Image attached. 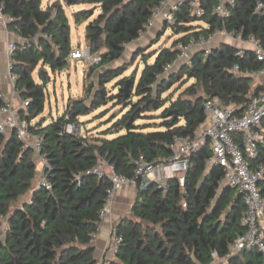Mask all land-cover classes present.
Returning <instances> with one entry per match:
<instances>
[{
  "label": "trees",
  "instance_id": "obj_1",
  "mask_svg": "<svg viewBox=\"0 0 264 264\" xmlns=\"http://www.w3.org/2000/svg\"><path fill=\"white\" fill-rule=\"evenodd\" d=\"M258 1L264 0H237L231 18L225 21L212 15L218 0H201L207 11L202 18L191 17L183 7L176 15V25L165 24L162 30L165 33L171 28L182 35L172 47L155 53L152 64L144 50L132 57L134 61L142 56L145 62L138 79L136 74L125 76L132 62L128 66L120 63L127 46L145 32L160 0L72 2L71 5L88 4L101 9L86 29L92 53L101 57L99 64L90 66L91 75L98 72V88L92 84L87 90L88 97H94L91 112L108 102L124 108L121 117L115 116L111 121L116 120L111 128L99 137L83 140L66 132L68 123H78L80 116L90 113L87 108L85 113L76 115L82 101L75 102L49 124L44 119L37 120L46 108L48 75L40 73L39 83L34 78L36 69L42 64L53 73L64 70L73 50L62 3L54 2L43 9V0H0L3 14L12 19L8 29L21 40L16 43L12 75L19 98L29 106L18 116L30 124L34 135L44 138L42 154L50 166L45 177L51 186L48 190L37 185L39 167L34 151L14 131L0 133V264L96 263L94 236L112 181L107 173L94 171L104 160L117 175L133 178L140 163L169 158L177 136L194 135L205 123L207 99H218L223 106L236 105L240 113L245 111L261 85L232 70L236 65L242 70L261 68L263 64L257 62L252 51L238 56L239 48L224 43L209 54L202 52L204 49L197 51L191 64H180L176 72H168V67L179 58L175 46L186 44L193 37H211L226 30L244 40L254 36L264 43V11L256 12ZM74 16L81 22L89 12ZM198 23H205L208 28ZM99 27L103 33L92 43L91 36ZM184 77L185 84L193 83L178 99H162ZM113 81L114 92L110 94L106 87ZM167 103L170 106L164 108ZM2 106L4 100L0 97ZM161 109L155 118L146 116ZM145 120L154 122L137 124ZM152 127L156 130L147 131ZM110 135L118 136L109 139ZM211 157L209 146L193 155L184 187L177 180L168 182L163 189L155 184L138 185L130 216L116 226L123 242L114 264H264L257 250L227 257L232 244L245 233L240 221L245 205L242 195L224 184L222 169L208 165ZM257 163H264V147ZM29 194L30 199L22 202ZM214 253L218 254V261L214 260Z\"/></svg>",
  "mask_w": 264,
  "mask_h": 264
},
{
  "label": "built area",
  "instance_id": "obj_2",
  "mask_svg": "<svg viewBox=\"0 0 264 264\" xmlns=\"http://www.w3.org/2000/svg\"><path fill=\"white\" fill-rule=\"evenodd\" d=\"M236 2L237 0H220L213 8L212 15L224 21L231 18ZM183 7H186L187 13L191 17L202 18L207 13L201 0H160L141 36L153 29L160 19L168 26L176 25V15ZM263 11L264 1H258L256 12ZM0 19L5 27L12 21L11 18L3 14L1 9ZM223 32L228 34L226 30ZM235 37L248 46V48H240L237 55L243 57L246 50L252 51L257 62L262 63L263 66L259 69L242 70L240 65H236L232 72L238 76L256 80L257 84L261 85L259 91L251 97L243 113H240V108L236 105L223 106L218 99H207L204 102L206 121L200 130L194 135L177 136L172 145L173 154L169 158L162 161L140 163L133 178L119 176L112 167L108 166L111 170L109 176L112 187L108 191L106 206L99 215L98 232L94 236V242L97 239V234L112 216L111 206L117 191L127 186L137 189L139 184L142 187L155 184L158 188L163 189L172 180H177L180 186L184 187L191 158L204 146H209L212 157L208 161V165L222 169L224 184L234 190H239L245 205V212L240 219L241 224L245 227V233L232 244L227 257L237 255L244 250H257L264 261V194L260 188L264 180V163H257L261 147H264V43L254 36H250L246 40L241 35ZM212 39V36H200L191 38L186 44L178 43L175 46L179 52L176 63L183 60L185 63L191 64L190 50L192 47L202 48L209 54ZM16 51L17 44L11 43L7 51L10 59V80L14 87V93L18 94L15 86L16 78L12 75V62ZM69 59L83 60L89 66L97 65L101 61L100 55L93 54L89 47L73 49ZM176 63L168 67V72ZM0 97L4 100L2 94ZM28 106V102L21 101L19 107L16 108L13 100H4V106L0 108V133L7 134L9 130L14 131L17 138L34 151L40 166L39 185L45 186L49 190L51 186L46 181L45 173L50 166L42 154L44 138L34 135L30 131V124L18 116V112L27 110ZM66 132L78 139L87 138L82 125L77 122L68 123ZM102 161L107 164L104 160ZM94 172L100 175L104 174L98 168ZM122 242L123 238L116 233V226L112 225L105 250L95 264H114ZM213 258L218 261V254L214 253Z\"/></svg>",
  "mask_w": 264,
  "mask_h": 264
},
{
  "label": "rangeland",
  "instance_id": "obj_3",
  "mask_svg": "<svg viewBox=\"0 0 264 264\" xmlns=\"http://www.w3.org/2000/svg\"><path fill=\"white\" fill-rule=\"evenodd\" d=\"M52 0H43L42 7L45 8L48 3ZM55 1V0H53ZM66 3V1L64 0ZM71 10H70V9ZM72 11V12H71ZM81 11L89 12L88 18H84L81 20V22H78L75 18V14ZM66 16L69 21L70 26V35H71V42H72V48H78L82 47L86 49L87 47L90 48L89 42L87 40V26L93 22L101 13V9L94 5H66ZM74 14V15H73ZM163 30V28H162ZM162 30L158 31L155 35L150 37L151 41H146L142 43V46L138 49L139 51L144 50L146 51V54L148 55L149 62H153L156 58L155 53L160 51L163 48H169L171 47L177 37L179 35L175 34L171 28H169L165 33L162 32ZM161 34L164 36L160 39V41L155 44L156 40L161 36ZM228 37V36H227ZM229 43L239 47H245L247 44L242 43L238 41L237 39H231L227 38ZM153 45V46H152ZM137 50V51H138ZM137 51L135 54H137ZM130 51L126 53L124 62H121L120 64L123 66H128L126 64H132V66L129 68V70L125 73V76H132L133 74H136V78L141 75L145 62L142 59V56H139L136 58V60L132 61V57L135 56V54L130 55ZM185 63V61H179L176 63V65L172 68L170 72H176L179 70V65ZM47 72L48 79H47V88H46V108L45 112L37 119L46 120V124L51 123L53 120H56L57 118L61 117L63 114H65L68 110L71 109L73 104L75 102H83V105L87 106V108L90 110L88 115L80 116L78 123L82 125L84 133L90 134L92 132H102L106 131L108 128H111L113 125V118L115 116H120L121 112L124 110L123 106H115L113 102H108L107 105H104L97 110H94L91 112L93 108V99L94 97H88V88L95 84L96 88H98V72L91 75L90 72V66L85 61H73L69 59V65L62 71L53 73L50 68L44 67L42 64L38 66L34 73V78L37 82L41 83L42 79H40L39 75L40 73ZM91 75V76H89ZM186 78L184 77L181 79L177 84H175L171 90L163 95L162 99H171L172 101H175L178 99V97L185 91L187 87H189L193 81L188 82L185 84ZM257 81L254 80V83ZM115 81L107 85V90L111 94L114 92V85ZM199 94H203L202 91H199ZM82 105V106H83ZM170 106V103H167L164 108H167ZM87 111V109H86ZM162 112V109L159 111H153L151 113L146 114V116H154L152 118H155V116H159ZM121 117V116H120ZM119 117V118H120ZM36 120V121H37ZM35 121V122H36ZM156 123H159V119H155ZM152 120H145V121H139L137 124H148L152 123ZM156 130L154 127L151 129H148L147 131H154ZM95 135H92L91 137H94ZM118 135H110L108 136L109 139L116 138ZM89 138V137H88ZM38 167L40 168L39 164ZM98 169L100 171H103L104 173H107L108 175L111 173L110 168L107 164H104L101 160ZM260 188H264V184L260 185ZM235 194L239 193V190H234ZM226 264V261H224Z\"/></svg>",
  "mask_w": 264,
  "mask_h": 264
},
{
  "label": "crops",
  "instance_id": "obj_4",
  "mask_svg": "<svg viewBox=\"0 0 264 264\" xmlns=\"http://www.w3.org/2000/svg\"><path fill=\"white\" fill-rule=\"evenodd\" d=\"M58 1L62 3L64 10H66V5L68 6L69 4L67 2L65 3L64 0H55V1L52 0L43 9H46L49 5L53 4L54 2H58ZM174 1H178V0H174ZM219 1L220 0H218V2ZM164 25L165 23L163 22L162 19H160L156 23V26L153 29L146 32L136 42L127 46L125 55L126 53H128V51L131 52L130 55L135 54V52L142 46V43L146 41L150 42L151 41L150 37L153 36V34L155 35L158 31L162 30V28H164ZM198 26H202L203 28H208V25L205 23H198ZM181 36L182 35H179L177 38L179 39ZM212 37L213 39L210 44V49L217 48L224 43L230 44L227 38L236 39L234 35L226 34L223 31L217 32ZM20 41H21L20 38H18V36L14 32L10 31L8 29V26L5 27L2 24L1 19H0V92L4 96V100H13L16 108L19 107L21 99L19 98L18 94L14 93V87L10 80V73H11L10 59L8 57L7 51H8V46L11 43H17ZM237 48L239 49L248 48V46L247 45L245 47L239 46ZM200 50H203V49L199 47H192L190 50V56L192 57L193 54H195L197 51H200ZM124 60H125V56H124L123 62ZM153 62L151 63L149 62V63L152 64ZM8 133H11V130H9ZM99 134L100 132H92L90 134H87L86 136L89 138H92L91 137L92 135H95L94 137H99ZM39 183H40V175L37 181V185H39ZM137 195H138L137 190L129 186L124 187L122 190H119L116 192L113 204L111 206L112 216L109 220H107L104 228L97 234V239L94 242L96 259L100 258L105 250L107 241L110 236V228L112 227V225L117 226V224L120 222L122 218L130 216L133 205L136 202ZM30 196L31 194H29L26 198L22 199V202L29 200Z\"/></svg>",
  "mask_w": 264,
  "mask_h": 264
},
{
  "label": "water",
  "instance_id": "obj_5",
  "mask_svg": "<svg viewBox=\"0 0 264 264\" xmlns=\"http://www.w3.org/2000/svg\"><path fill=\"white\" fill-rule=\"evenodd\" d=\"M72 2L73 3H76L77 0H68V4H71ZM102 33H103V28L102 27H99L98 30H97V32L91 36V42L92 43H95L96 40L100 37V35ZM202 52L205 53L206 50H203ZM128 90H129V84H127V86H126V91H128ZM86 109H87V106H85V105L79 107L77 109V111H76V115H79L80 113H85L86 112Z\"/></svg>",
  "mask_w": 264,
  "mask_h": 264
}]
</instances>
